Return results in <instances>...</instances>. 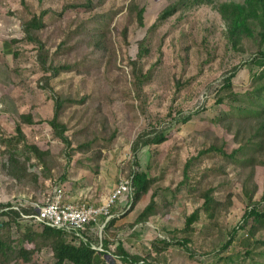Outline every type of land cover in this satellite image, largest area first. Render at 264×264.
Segmentation results:
<instances>
[{
	"label": "rangeland",
	"instance_id": "rangeland-1",
	"mask_svg": "<svg viewBox=\"0 0 264 264\" xmlns=\"http://www.w3.org/2000/svg\"><path fill=\"white\" fill-rule=\"evenodd\" d=\"M74 1L26 0L37 13L42 9L55 12L47 17L48 24L41 40L50 54L56 53V63H74L83 56L95 57L92 47L87 44L74 50L60 46L64 42L75 41L69 36L80 21L97 12H117L111 22L107 47L109 68L104 66L89 72L63 71L51 80L55 91L71 98L78 93L101 92L98 101L75 103L68 107L63 119L70 126L83 117L82 122L67 130L66 134L72 139V146L87 139L93 134L91 131L75 135L74 130L77 127L81 129L96 111L99 117L108 119L109 126L118 129V135L111 148L103 150L98 172L74 162L68 165L64 143L52 136L47 122L54 113V104L51 91L42 85L43 76L49 73L40 66L37 46L24 39L11 41L24 36L22 25L27 16L26 9L22 0H0V132L14 133L20 115L32 113L35 119L43 122L25 126L28 138L44 149L49 148L57 162L52 173L30 163L24 169L16 164L18 174L14 177L9 163L0 154V205L9 201L29 205L31 202L42 203L50 196L56 183L63 186L67 200L100 205L121 176L129 177L133 166L132 145L138 133L147 126H169V137L157 145L142 147L137 153L139 166H134L150 176L164 172V177L128 212L130 206L126 202L114 206L113 215H118V218L107 234L114 242L123 241L133 254L146 256L151 253L152 264H218V255L213 250L219 249L229 238V232L248 202L243 190L246 171L227 166V173L209 175L199 185L194 182L198 190L190 191L181 185L183 169L185 162L200 149L212 144H225V149L231 151L250 136L248 129L238 126V131L228 130V124L220 121L219 115L226 111L238 116L245 114L248 101L242 95L246 94L251 73V66L245 62L260 48L264 50V43L245 40L232 45L228 41L226 25L217 9L219 2L224 0H214L212 4H194L193 0H105L97 8L84 10L72 9ZM141 9L144 10L142 24L138 16ZM167 10L171 13L167 14ZM142 40H145L149 52L142 57L138 69L146 72L153 68V76L143 85L141 99H138L131 89L132 66L129 62L135 58ZM238 65L233 78L234 92L230 88L222 89L224 78ZM262 105L258 102L256 108L260 109ZM197 110L201 111L196 113ZM184 116H188L185 121ZM232 127L236 129L234 125ZM91 155L78 151L72 158L86 159ZM221 162L217 156H205L196 164L194 171L215 163L220 165ZM63 173L66 177L59 181L57 178ZM222 184L232 190L231 199L227 197V187L217 189L216 196H220L221 205L213 209L212 216L210 211H203L201 221L195 222L188 231L194 235L195 245L191 244L197 252L194 256L179 245H172L160 254L152 251L151 242L158 236L167 237L171 230L185 228L187 216L204 202L201 196L204 187H220ZM250 185L256 187L253 200H261L264 196V164L256 166ZM176 188L179 190L173 205L159 209L145 222L135 223L154 191L158 192L157 202L164 205L167 198L172 197L171 190ZM24 223L31 224V219L26 218ZM255 238L264 239V229ZM251 242L246 231L240 230L231 246L221 255L241 253ZM115 246L116 243L111 246L112 250ZM106 257L113 264H122L111 254ZM36 262L53 264L52 253L47 250L41 252L36 256Z\"/></svg>",
	"mask_w": 264,
	"mask_h": 264
},
{
	"label": "trees",
	"instance_id": "trees-1",
	"mask_svg": "<svg viewBox=\"0 0 264 264\" xmlns=\"http://www.w3.org/2000/svg\"><path fill=\"white\" fill-rule=\"evenodd\" d=\"M104 1L75 0L71 6L74 10L94 9L101 6ZM22 2L27 14L22 25L24 36L11 41L14 43L24 39L28 43H34L37 46V57L40 66L46 73H49V75L43 76L42 85L51 91L50 97L53 99L54 104V113L47 120L51 127L52 136L64 143L65 154L68 156V165L74 162V164H81L98 172L100 161L103 157V150L111 148L118 135V129L109 126L108 119L99 117L95 111L86 120L81 129L77 127L74 130L75 135L84 134L87 130L93 134L77 146H72V139L66 132L78 126L82 122L83 116L72 126L63 119V116L68 107L75 103L84 104L89 101H98L101 98V92L93 90L90 93H78L75 98H71L59 91H55L51 86V80L63 71L89 72L104 66L107 69L109 68L110 58L107 56V47L111 35V22L117 12L114 10L97 12L92 17L80 21L77 27L71 31V36H69L70 40L74 38L75 41L69 44L64 42L60 46L63 49L74 50L87 44L92 47L95 57L83 56L74 63H56V53L50 54L41 40L42 32L48 24L46 19L54 15L55 12L51 9H42L37 13L27 5L26 0H22ZM213 2L214 0H193L194 4H212ZM217 9L226 25V36L232 45H237L245 40H253L259 44L264 43V0H243L240 2L224 0L219 2ZM143 11L141 9L138 12L141 24L143 23ZM166 13H171V10H167ZM148 52V46L145 40H142L135 58L129 62L132 66L131 89L134 92V96L138 99H141L143 85L150 82L153 76V68L146 72L138 69L139 62ZM245 63L251 66L247 89L244 92L246 94L242 95L248 101V108L245 114L239 116L227 111L221 112L219 119L228 124V130L238 131L236 128L238 126V128L248 129L250 136L245 143L231 151L225 149V144H212L209 147L200 149L196 155L191 156L185 162L184 177L181 180L183 188L193 191L198 190V187L194 186V182L195 185H199L209 175L225 174L227 173V166H231L233 169L237 168L241 172L246 171L243 190L248 197V202L244 206L238 222L229 232V238L223 242L219 249L213 250L218 255V264H264V239L255 238L256 234L261 229H264V205L262 204L264 196L261 200H253L256 187L250 185L256 166L264 164V50L260 48L254 52ZM238 67L239 65L235 66L232 72L224 78L222 89L230 88L234 92L233 89L236 85L233 78L236 76ZM258 102L263 104L260 109L256 108V103ZM227 107L231 108V106ZM199 111L201 110H197L196 113ZM187 117L184 116L183 121ZM41 122L43 120L35 119L32 113H22L20 120L15 126L14 133L0 132V154L9 163L14 177L18 174L16 172V164L20 165L21 169H24L26 164L30 163L42 167L51 173L57 167L52 151L49 148H42L36 142H32L25 131L26 125L35 126ZM233 125L236 129L232 127ZM168 127L147 126L138 133L133 142V166L128 174L132 178V190L127 203L130 208H128L127 212L136 205L145 192H148L158 180L164 177V172H161L159 176H150L145 170H137L134 166H139L137 153L142 147L157 145L169 137ZM78 151L91 153L92 155L86 159L77 158L73 160V154ZM205 156H217L222 162L220 165L215 163L210 167H199L194 171L196 164L201 162ZM85 160L88 163H85ZM65 177L66 173H63L57 179L61 181ZM225 185L204 187L203 192H201L204 202L187 216L185 228L180 231L178 229L171 230L167 237L158 236L151 242L152 251L160 254L168 251L172 245H179L185 247L190 255L194 256L197 253L191 247L195 245L194 235L189 234L190 232L188 231L195 222L201 221L203 211H210V216H212L213 209L221 205L220 196H216L217 189L227 187L229 189L227 197L231 199L232 190L228 185ZM177 190L179 188L171 190L172 197L167 198V204L164 205L157 202L156 195H158V192L154 191L149 203L135 219V223L145 222L150 216L158 213L159 209L173 205L178 193ZM32 212L33 207L23 202L15 203L9 201L0 205V218H4L0 219V264H38L36 256L46 250L52 253L53 264H113L108 261L107 254L117 257L122 264H152L151 253L146 256L133 254L127 249L123 241L114 242L111 240L107 231L116 222L118 215H113L106 222L102 239L100 240L95 232L89 233L86 236L87 239H84L78 237L73 231L53 227L35 220H31V224L27 225L24 221ZM205 222L210 223L209 220H205ZM240 230L246 231L252 242L241 253L222 256L221 252L231 246ZM179 233H187L188 235L179 236ZM110 234L112 235L113 233L111 232ZM100 241L102 250L94 247V243H100ZM115 243L116 246L112 250L111 246Z\"/></svg>",
	"mask_w": 264,
	"mask_h": 264
},
{
	"label": "built area",
	"instance_id": "built-area-1",
	"mask_svg": "<svg viewBox=\"0 0 264 264\" xmlns=\"http://www.w3.org/2000/svg\"><path fill=\"white\" fill-rule=\"evenodd\" d=\"M132 190V178L121 176L115 188L100 205L87 202H74L66 199L63 186L56 183L52 193L44 202H31L33 212L27 216L31 220L73 231L78 237L87 239V235L95 232L102 239L106 222L113 216L112 208L120 202L129 201ZM94 247L102 250V243H94Z\"/></svg>",
	"mask_w": 264,
	"mask_h": 264
}]
</instances>
